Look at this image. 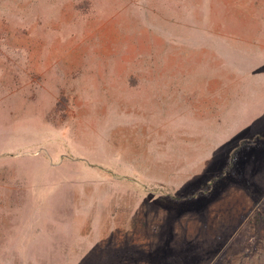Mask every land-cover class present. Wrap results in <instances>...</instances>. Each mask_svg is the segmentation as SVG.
Masks as SVG:
<instances>
[{"label": "rangeland", "instance_id": "rangeland-1", "mask_svg": "<svg viewBox=\"0 0 264 264\" xmlns=\"http://www.w3.org/2000/svg\"><path fill=\"white\" fill-rule=\"evenodd\" d=\"M0 264H264V0H0Z\"/></svg>", "mask_w": 264, "mask_h": 264}, {"label": "crops", "instance_id": "crops-1", "mask_svg": "<svg viewBox=\"0 0 264 264\" xmlns=\"http://www.w3.org/2000/svg\"><path fill=\"white\" fill-rule=\"evenodd\" d=\"M134 158H137V156H135ZM133 172L140 174V175L144 173L148 174L147 177L142 176L138 180H145V179L150 180L151 176L166 175L167 170H166V166L164 165L163 168H159L158 170H154V171H152L151 169H148L147 171L145 169H142V170L134 169Z\"/></svg>", "mask_w": 264, "mask_h": 264}]
</instances>
